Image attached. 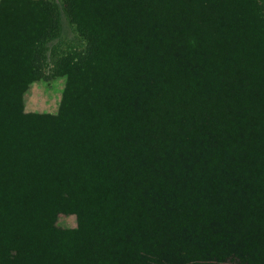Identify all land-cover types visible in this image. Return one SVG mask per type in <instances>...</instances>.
Returning a JSON list of instances; mask_svg holds the SVG:
<instances>
[{"label": "trees", "instance_id": "obj_1", "mask_svg": "<svg viewBox=\"0 0 264 264\" xmlns=\"http://www.w3.org/2000/svg\"><path fill=\"white\" fill-rule=\"evenodd\" d=\"M0 0V264H264V0ZM74 215L63 232L60 215Z\"/></svg>", "mask_w": 264, "mask_h": 264}, {"label": "rangeland", "instance_id": "obj_2", "mask_svg": "<svg viewBox=\"0 0 264 264\" xmlns=\"http://www.w3.org/2000/svg\"><path fill=\"white\" fill-rule=\"evenodd\" d=\"M53 6L60 19V30L56 38H52L46 44V65L48 69L45 79L32 83L23 95V106L25 113H49L57 114L66 77L54 76L49 72L56 57L61 56L73 48L79 46L81 39L69 23L63 7V0H43ZM76 217L74 215L60 214L56 225L63 232L72 231L76 228Z\"/></svg>", "mask_w": 264, "mask_h": 264}]
</instances>
